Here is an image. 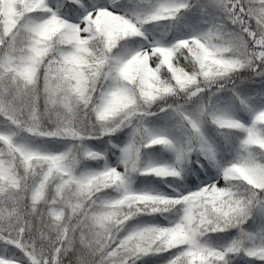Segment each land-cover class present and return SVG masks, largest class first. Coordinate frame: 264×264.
Here are the masks:
<instances>
[{
  "label": "snow or ice",
  "instance_id": "snow-or-ice-1",
  "mask_svg": "<svg viewBox=\"0 0 264 264\" xmlns=\"http://www.w3.org/2000/svg\"><path fill=\"white\" fill-rule=\"evenodd\" d=\"M0 264H264V0H0Z\"/></svg>",
  "mask_w": 264,
  "mask_h": 264
}]
</instances>
